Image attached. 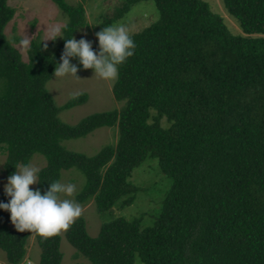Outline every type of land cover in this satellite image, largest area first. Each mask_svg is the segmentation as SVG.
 <instances>
[{"label":"trees","instance_id":"16d2710c","mask_svg":"<svg viewBox=\"0 0 264 264\" xmlns=\"http://www.w3.org/2000/svg\"><path fill=\"white\" fill-rule=\"evenodd\" d=\"M0 0V152L13 174L32 153L44 157L32 190L47 191L60 171L80 169L85 183L75 200L91 199L99 212L129 204L132 171L146 156L156 160L170 186L149 226L115 217L96 235L80 217L64 234L74 264H264V0H222L240 32L204 0H153L158 17L131 32L135 54L118 66L113 98L120 109L93 112L74 124L57 112L86 102L80 92L56 106L45 88L60 62L65 39L86 25L79 0H51L66 21L53 51L37 34L26 60L4 28L14 9ZM143 0H120L115 17ZM81 71L78 58H71ZM100 127H117V139L94 154L61 142ZM129 195V196H128ZM10 197L0 194V203ZM0 209V248L7 264H19L30 232L9 224ZM36 264H60L59 236L33 234Z\"/></svg>","mask_w":264,"mask_h":264},{"label":"rangeland","instance_id":"374dc122","mask_svg":"<svg viewBox=\"0 0 264 264\" xmlns=\"http://www.w3.org/2000/svg\"><path fill=\"white\" fill-rule=\"evenodd\" d=\"M78 1L65 0L68 4H75ZM204 1L209 4L211 10L222 16V20L230 32H240L234 18L223 8L222 0ZM7 3L14 9V15L6 24L4 32L7 38L18 48L22 58L26 60V49L21 46L20 41L24 37L30 39L35 34L47 45L44 50L51 53L59 37L54 40L46 39L52 35L51 30L53 28L61 29L66 21L65 14L51 0H8ZM83 5L86 25L75 31L72 37L76 40L84 38L91 41L92 48L96 52H99V46L95 33L104 27L122 23L128 27L131 33L151 24L158 17L157 7L153 0H143L133 4L130 10L120 17H115L118 8L121 6L120 0H85ZM70 63L73 64L72 59H70ZM53 73L54 71L45 82V88L56 106H60L69 97L80 92H86L88 95L86 102L57 112L58 119L63 123L74 124L90 113L114 108L120 109L123 106V102L113 98L111 92L113 82L99 78L94 75L93 71L79 70L76 73L79 79L71 75L56 78ZM117 133V127H100L84 137L63 140L61 144L67 149L82 151L90 155L107 144L115 143ZM4 160L5 154L0 152V194L6 195L4 186L7 184L8 176L3 171ZM27 165L42 167L44 165L43 155L37 152L32 153ZM58 180L65 184H75L78 191L82 189L85 183L84 174L77 167L60 171ZM129 182L136 188L133 193L129 194L132 196V201L129 204H122L123 200L127 198L125 196L111 209L99 212L92 199L80 203L84 208V214L81 217L84 219L86 231L90 236L98 233L102 223L118 216L127 219H140L143 227L151 224L159 204L170 186V179L160 172L155 159L146 156L140 165L132 171ZM30 187L33 189L34 185ZM8 223L12 224L11 221ZM59 238V250L62 254L60 264H74L84 261L83 257L74 256L75 249L64 238V235L59 236ZM38 254L39 248L34 241L33 234L30 233L25 244L24 258L19 264H36ZM0 264H7L5 252L1 248ZM133 264L144 263L138 256H135Z\"/></svg>","mask_w":264,"mask_h":264},{"label":"clouds","instance_id":"9594fccd","mask_svg":"<svg viewBox=\"0 0 264 264\" xmlns=\"http://www.w3.org/2000/svg\"><path fill=\"white\" fill-rule=\"evenodd\" d=\"M51 31L52 35L46 40L63 38L60 28ZM95 35L99 52L94 51L91 41L84 38L65 39L61 62L53 73L56 78L71 75L79 79L76 73L80 69L70 63L71 58H78L84 70L92 69L99 78L112 82L118 79V66L132 57L137 47L128 27L116 23L104 27ZM30 42L29 38L24 37L20 44L26 49ZM18 169L8 177L4 192L10 200L0 203V209L10 213L11 223L18 232L28 231L44 240L66 234L84 214L83 206L75 200L78 195L77 186L57 180L50 183L47 191L42 194L39 189L32 190L30 187L39 183L38 173L41 169L27 164L19 165Z\"/></svg>","mask_w":264,"mask_h":264}]
</instances>
